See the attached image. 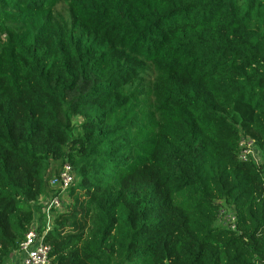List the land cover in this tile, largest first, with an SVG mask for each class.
<instances>
[{"label":"trees","instance_id":"trees-1","mask_svg":"<svg viewBox=\"0 0 264 264\" xmlns=\"http://www.w3.org/2000/svg\"><path fill=\"white\" fill-rule=\"evenodd\" d=\"M62 194L48 264H264V0H0V264Z\"/></svg>","mask_w":264,"mask_h":264},{"label":"built area","instance_id":"built-area-1","mask_svg":"<svg viewBox=\"0 0 264 264\" xmlns=\"http://www.w3.org/2000/svg\"><path fill=\"white\" fill-rule=\"evenodd\" d=\"M238 158L240 160H252L256 165L261 161V154L257 151L253 142L241 138L238 144ZM73 180L72 167L65 163L58 175L50 178L49 183L53 187L65 190ZM60 201L57 197L51 198L45 208V230L39 232L38 224L33 223L26 231L19 248L15 253L17 263L15 264H48L50 247L43 242V234L49 228L48 210L51 207H59ZM230 228H234V217L230 214L227 216Z\"/></svg>","mask_w":264,"mask_h":264},{"label":"rangeland","instance_id":"rangeland-1","mask_svg":"<svg viewBox=\"0 0 264 264\" xmlns=\"http://www.w3.org/2000/svg\"><path fill=\"white\" fill-rule=\"evenodd\" d=\"M57 10L60 13L65 14V6L63 5V3L57 5ZM254 147L257 151V155L261 154L259 149L255 145H254ZM60 201H61L60 203L62 204V207H63V205H65L68 202V199L66 198L65 194L60 195ZM223 208H224L223 210L225 211V214L220 217V220L217 223L220 226H223V224L229 225L228 220H227V216L231 214L230 208L225 207V206ZM15 263H17L16 255L13 256L11 264H15Z\"/></svg>","mask_w":264,"mask_h":264}]
</instances>
